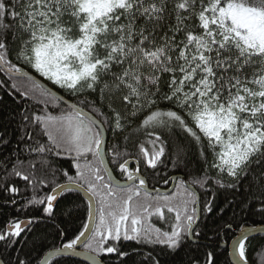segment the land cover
<instances>
[{"label":"snow or ice","instance_id":"1","mask_svg":"<svg viewBox=\"0 0 264 264\" xmlns=\"http://www.w3.org/2000/svg\"><path fill=\"white\" fill-rule=\"evenodd\" d=\"M13 59L77 98L67 103L29 76L32 92L39 97L37 105L46 107L54 101L66 104L68 110L52 115L25 109L20 115L21 139L28 152L59 156L66 151L83 160L74 164L75 177L65 171L67 184L27 203L41 205L50 217L56 194L75 186L91 194L88 216L97 217L51 255L75 251L79 244L92 254V264H99L100 253H115L120 264H136L135 254L118 246L121 239L172 250L186 238L198 240L201 212H213L216 197L199 207L197 185L208 191L209 186L235 190L247 184L248 195L264 215V0H0V71L27 76ZM161 100L170 105L167 110L157 107ZM129 128L144 136L139 151L152 169L169 156L173 167H186L183 138H190L200 146L202 174L187 182L177 178V191L171 196L153 197L143 187L145 180L128 171L125 160L119 169L127 181L113 183L102 174L104 134L106 129L118 134ZM6 135L0 136L4 145L10 143ZM43 137L47 141L42 143ZM123 139L130 140L131 135ZM117 148L109 149L113 163L119 156ZM23 166L22 161L13 164L10 174L32 186L44 184L36 171L47 168V160L30 161V173L16 170ZM7 191L18 189L8 186ZM165 208L175 213L170 231L145 227L153 215L163 219ZM35 219L11 221L0 231V242L11 246L24 225ZM247 239L241 232L236 241L237 264H247ZM110 241L114 243L109 245ZM17 264L30 261L17 257ZM188 264H200V258L193 256ZM203 264H215L213 252L205 254Z\"/></svg>","mask_w":264,"mask_h":264},{"label":"trees","instance_id":"2","mask_svg":"<svg viewBox=\"0 0 264 264\" xmlns=\"http://www.w3.org/2000/svg\"><path fill=\"white\" fill-rule=\"evenodd\" d=\"M174 23V20H173ZM194 23V22H190ZM163 35V33H160ZM171 35V33H169ZM183 34L177 35V40L181 39ZM13 63H17L19 67L36 75L35 71L29 66L24 65L13 59ZM168 79L167 76L164 77ZM51 88L58 91L63 97L75 102L77 98L70 97L64 90L54 87L50 82L45 81ZM14 86V87H13ZM32 82L26 79H18L7 75L4 71H0V136L5 133L6 139L10 141L8 145L0 143V231L11 221H29L33 218L35 221L28 224L20 236L13 238L11 246L5 242H0V260L3 264H17V257L30 261V264H39L43 255L49 250L61 247L64 243L74 239L80 231L84 230V225L88 220V203L75 191L63 192L58 196L56 203L53 205V215L50 217L43 214L42 206L39 204H28L34 196L39 199L46 197L52 193V189L56 185L68 183V176L75 177L76 162L83 163V160L77 161L75 153L69 154L63 152L61 155L54 154H37L30 153L25 148L22 141L23 129L21 127L20 115L27 109L28 112L35 111L37 113L43 111L50 112L52 115H59L61 112L67 111V107L63 104L56 105L55 102L49 103L46 107L43 104L37 105L35 102L39 98L32 92ZM164 91L167 86L164 85ZM28 92V96H21L20 93ZM92 97H89L91 99ZM170 105L167 101L161 100L157 107L167 110ZM84 107L89 111L88 107ZM145 109V114L147 113ZM143 116L133 124L140 123ZM131 135V139L125 141L123 137ZM38 138V136H37ZM27 138L24 137V140ZM47 137H43L41 142H46ZM144 141L142 134H132V129H126L125 132L114 134L110 129H106V147L105 154L110 168L113 170L115 177L120 181L127 180V175L119 169V164L125 160H135L138 163V169L141 175L146 179L150 188L166 189L170 187V178L180 176L184 181H189L202 174L205 166L204 161L199 156V147L192 142L190 138L184 137L183 143L187 148V166L181 165L179 168L173 167L172 160L169 158H161L164 162L159 164L155 169L147 166L142 154L139 151V143ZM113 145H118L117 151L119 156L113 163L112 154L109 149ZM145 147L151 150V145L145 144ZM205 150L209 153V161L212 159L211 150L207 149L206 141L204 143ZM45 159L48 161V167L45 169L37 168L36 176L43 179L44 184L29 185L21 177L11 175L13 164L23 162V167H18L25 173H30L28 167L30 161H39ZM87 159L91 160V154L87 155ZM132 170L135 166L131 165ZM129 169V168H128ZM67 171L68 176L64 173ZM103 175L104 172L102 173ZM212 175H215L213 172ZM106 177V176H105ZM181 179V178H179ZM167 181V183H165ZM176 184L174 190L168 194L171 196L177 191ZM8 186H15L17 193L7 191ZM196 188L199 197V207L202 208L204 202L212 197H216L214 210L211 213L201 212L198 221L197 231L200 232L198 242H191L186 238L182 245L175 249H167L164 245L139 243L134 240H123L118 242V246L130 255H134L136 264H152L149 257H153L160 261V264H188L193 256L200 258V264H203L204 256L207 252L214 253L215 264H231L228 258L227 249L220 247L222 242L229 243L243 227H255L264 225V215H261L257 208L258 202L252 200L248 195L247 184L243 188L233 189H217L209 186V190L205 191L198 185ZM143 196V191L141 192ZM153 197L157 195H152ZM95 200V199H94ZM243 202V203H242ZM96 204V200H95ZM221 209H223L221 211ZM71 210V215H69ZM163 219L160 215H153L149 218V223L145 227L160 228L162 231H170L173 224L176 223L175 213H169L167 209H163ZM97 217L95 218V222ZM228 225H231L229 228ZM109 245L114 242H108ZM246 243V259L250 264H264V236H256L249 238ZM83 249V248H82ZM138 253V254H136ZM104 264H120L121 258L115 253H100L97 255ZM127 261V258H123ZM48 264H84L80 261L67 258L57 257Z\"/></svg>","mask_w":264,"mask_h":264},{"label":"water","instance_id":"3","mask_svg":"<svg viewBox=\"0 0 264 264\" xmlns=\"http://www.w3.org/2000/svg\"><path fill=\"white\" fill-rule=\"evenodd\" d=\"M4 72L7 75L11 76V77L19 78V79L29 80L28 77L30 76L31 77V80H34L36 83L42 85L44 88H48L49 90L55 92L58 96L62 97L63 100L66 101L67 103H73L70 100H68L65 97H63L58 91H56L55 89L51 88L45 82V80H43L42 78L38 77L37 75L32 74L31 72H29L27 70H24V72L27 73V76H24V77L19 76V74L10 75L7 71H4ZM63 105H65L67 107L66 104H63ZM85 111H87V110H85ZM104 138L106 140V131H105V134H104ZM105 147H106V145H105ZM105 147L102 149V151L104 153V164H103L102 167H103V169L106 170V171H104L106 178L110 176L111 179H112V181H113V183H120V184L125 183L127 180L120 181V180H118L114 176V174H113V172H112V170H111V168H110V166L108 164L107 158H106ZM130 165H135L137 167L138 166V163L135 160H128L127 169L130 167ZM134 173H136L137 176L142 177L145 180V185L143 187L151 195H157V194L168 195V194H170L174 190V187H175V183H176L177 178L183 179L180 176H173V177L170 178L171 185H170L169 188H167V189H160V188L154 189V188H149L146 179L138 171H136ZM128 182L129 183H132L131 181H128ZM137 182H139V179H136L134 181V183H137ZM71 190L79 193L81 195V197L88 203V206H89L90 196H91L90 193H87L84 190L80 189L79 187H75V186ZM62 193L63 192H58L56 194V200L53 201V205L56 203L58 196H60ZM91 203H92L93 207L95 208L96 207V204H95V200L94 199L91 201ZM95 218H96V216H93L90 219L89 216H88L87 224L91 225V224L95 223ZM25 222H27V221H25ZM27 225L28 224L26 223L24 225V228ZM241 232H246L247 233V236H248V239L249 238H252V237H256V236H264V225L255 226V227H243L238 232H235L234 237L230 240V242L228 244H226L224 242L222 244H220V247L221 248H223V249L226 248L227 249L228 258H229V261H230L231 264H237L238 256L237 255H234L233 253H234V246L236 244V241L240 238ZM189 240L191 242H198L197 240H193V239H190V238H189ZM54 250L55 249H52V250H49L48 252H46L43 255L42 259L40 260L39 264H45V261H47L49 263L51 260H53V259H55L57 257H67V258H71V259L80 261V262H82L84 264H92V261L89 259V256L92 255V254L91 253H88L87 251H85L84 249H82V246L79 245V244L76 246L75 251H69V252H66V253L61 254V255H51V253H53ZM96 260L99 262V264H104L100 260V258L98 256L96 257ZM247 264H250V263L247 262Z\"/></svg>","mask_w":264,"mask_h":264},{"label":"flooded vegetation","instance_id":"4","mask_svg":"<svg viewBox=\"0 0 264 264\" xmlns=\"http://www.w3.org/2000/svg\"><path fill=\"white\" fill-rule=\"evenodd\" d=\"M134 166H135V165H134ZM130 167H131V165H130ZM130 167H129L128 171H131V172H136V171H138V172L141 174V172H140L139 169H138V166H137V167L135 166V168H136L135 170H132ZM111 170H112V169H111ZM112 172H113V170H112ZM104 174H105V173H104ZM113 174H114V172H113ZM114 176H115V174H114ZM135 184L138 185L139 182H137V183H135ZM175 184H176V183H175ZM170 185H171V184H170ZM149 188H150V187H149ZM166 189H167V188H166ZM188 239H189V238H188ZM189 241H190V240H189ZM222 243H223V242H222ZM222 243H221V244H222ZM224 243H226V242H224ZM226 244H228V243H226ZM224 249H226V248H224Z\"/></svg>","mask_w":264,"mask_h":264},{"label":"rangeland","instance_id":"5","mask_svg":"<svg viewBox=\"0 0 264 264\" xmlns=\"http://www.w3.org/2000/svg\"><path fill=\"white\" fill-rule=\"evenodd\" d=\"M34 71V70H33ZM36 73V72H35ZM36 75L38 76V77H40V78H42L43 80H45V81H48L45 77H42L39 73H36ZM19 79V78H18ZM48 82H50V81H48ZM51 83V82H50ZM150 218V217H149Z\"/></svg>","mask_w":264,"mask_h":264},{"label":"bare ground","instance_id":"6","mask_svg":"<svg viewBox=\"0 0 264 264\" xmlns=\"http://www.w3.org/2000/svg\"><path fill=\"white\" fill-rule=\"evenodd\" d=\"M60 197V196H59Z\"/></svg>","mask_w":264,"mask_h":264}]
</instances>
